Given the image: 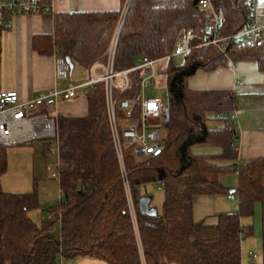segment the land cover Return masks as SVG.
Wrapping results in <instances>:
<instances>
[{
    "label": "trees",
    "instance_id": "16d2710c",
    "mask_svg": "<svg viewBox=\"0 0 264 264\" xmlns=\"http://www.w3.org/2000/svg\"><path fill=\"white\" fill-rule=\"evenodd\" d=\"M121 2L118 10L57 14L54 32L34 38V48L43 55L61 48L72 63L90 68L105 59L125 0ZM211 2L212 9L200 8L198 0L128 3L117 40L116 69L135 65L142 55L154 59L169 56L164 69L169 94L166 149L158 157L138 159L131 153L125 157L135 218L128 207L111 137L104 84L98 83L86 92V115L56 117L60 171L56 180L61 198L45 209L50 215L47 220L42 215L41 221L35 218L40 209L36 178L28 192H9L2 187L9 145L0 144V264H60V260L78 256L108 264H242V241L253 233V222L243 219L254 215L256 204L262 212L264 264V156L238 160L237 121L227 114L239 112V97L233 88L189 86V78L199 69L215 70L228 59L252 57L264 71V55L259 50L264 38L247 48L237 39L225 40L223 49L202 45L210 38L215 17L223 37L242 30L251 15L249 0ZM192 25L200 28L199 37L192 42L198 47L176 65L171 56L175 43ZM140 79V70L130 73L134 93L140 91ZM131 95L130 90L124 94ZM198 145L217 150L195 152ZM228 170L237 174L235 187L220 181ZM159 181L164 182L165 190L161 212L142 214L139 200L149 194L141 187ZM232 188L236 189L237 211L216 214L212 223L194 218L195 195H229Z\"/></svg>",
    "mask_w": 264,
    "mask_h": 264
},
{
    "label": "built area",
    "instance_id": "2783aa9c",
    "mask_svg": "<svg viewBox=\"0 0 264 264\" xmlns=\"http://www.w3.org/2000/svg\"><path fill=\"white\" fill-rule=\"evenodd\" d=\"M52 0H0V37L2 32L11 26L12 17L21 13H37L51 10ZM198 6L203 9H212L211 0H198ZM127 7L122 9L118 24L114 29L104 60L95 61L89 68V79L82 82L70 80L73 68L71 62L58 48L55 55V74L59 84L49 90H41L28 100H21L16 90H0V144L15 145L31 143L35 139L44 138L54 140L57 144L52 151L59 153L56 116L49 113L59 100L77 97L80 91L89 90L98 83L104 84V98L107 110L111 137L118 160L121 177L126 189L128 207L133 218L136 209L131 194L126 167V154L131 153L136 158L158 157L166 149L167 140L165 130L169 126L165 120L167 103L158 96H147L146 89L155 86L156 75L161 73L158 63L164 58L154 59L142 55L137 63L129 68L118 70L115 67L117 40L120 26L124 19ZM250 18L248 24L240 31L221 37L219 34V20L215 17V25L210 28L209 39L202 45H216L224 48L225 40L237 39L243 48L251 47L264 38V6L260 0H249ZM200 35L198 25H192L181 33L176 41L171 56L186 55L193 48L192 42ZM200 45V46H202ZM101 65L103 74H97L96 68ZM140 70V91L134 93L130 88V73ZM243 81L238 78L236 84ZM131 96H124L127 92ZM43 108L47 111H43ZM231 120L237 121L239 112L236 110L227 113ZM220 116L223 113H219ZM238 147V142L237 146ZM59 161L55 168L48 166L51 178H59ZM158 187L162 188L163 181ZM228 198L235 200L233 193ZM135 220V219H134ZM253 257L256 254L250 252ZM63 264V260H60Z\"/></svg>",
    "mask_w": 264,
    "mask_h": 264
},
{
    "label": "crops",
    "instance_id": "0c3cea01",
    "mask_svg": "<svg viewBox=\"0 0 264 264\" xmlns=\"http://www.w3.org/2000/svg\"><path fill=\"white\" fill-rule=\"evenodd\" d=\"M121 6V0H52L50 11L14 15L11 26L2 32L0 37V90H16L21 100H28L36 96L39 91L49 90L58 84L55 74V55L58 50L54 49L53 53L43 55L39 54L33 46L34 38L54 32L57 14L118 10ZM259 47L262 48L259 49L264 55V41ZM75 64L73 63V71ZM87 70L88 75L83 81L90 77L89 68ZM233 70L226 65L209 72L199 69L189 78V86L192 88H233L235 93L242 97L238 106L239 139L236 148L238 160L246 161L249 158L264 156V80L248 84L244 83L243 78L240 77L243 83L238 85L236 84L238 78ZM96 71L99 75L103 74V67L97 66ZM58 87H62V84ZM86 92L83 90L75 98L59 100L54 107L49 109V113L56 117L58 115H86L88 113ZM209 151L213 152V147L207 150ZM48 166L55 168L52 164H48L47 169ZM49 178H51L50 174ZM59 197L61 198V191ZM242 264H244L243 258Z\"/></svg>",
    "mask_w": 264,
    "mask_h": 264
},
{
    "label": "rangeland",
    "instance_id": "374dc122",
    "mask_svg": "<svg viewBox=\"0 0 264 264\" xmlns=\"http://www.w3.org/2000/svg\"><path fill=\"white\" fill-rule=\"evenodd\" d=\"M129 2L130 0H125L124 5H128ZM260 5L264 6V0H260ZM259 48L262 49L261 47ZM260 52L262 54L261 50ZM172 61L176 65H180L184 62V56H173ZM166 62V59H164L158 63V67L162 72L156 75L157 84L148 87L146 94L147 96H158L168 104L169 94L164 74ZM225 64L234 69L236 72L235 76L243 78L244 83L249 84L253 81L264 80V71L259 68L255 58H241L235 61L228 59ZM87 71L86 67L76 63L70 80L74 82L83 81L85 76L88 75ZM238 97L240 102V98L242 97ZM53 146L57 147L54 140L44 138L33 140L32 143L9 145L7 149L8 170L1 177L2 187L9 192L30 190L34 179H37L40 197V209L35 213L38 214V217H35L37 221H41V215L43 217L42 220L50 218L45 209L52 204L58 203L60 198L57 180L56 178H49L47 169L48 164L55 166L59 160L58 151L53 152L51 150ZM211 149L212 146L209 145L194 147L195 152H207V150ZM213 149L214 151L217 150L214 147ZM237 180V174L233 170L223 172L220 176V181L227 187H235ZM141 190L152 196L151 206H155L161 212L165 190L159 188L156 183H148L142 186ZM227 195L228 192L195 195L193 200L194 218L196 220L205 218L210 222H215L216 214L237 211L239 206L237 198L233 201L228 199ZM243 222H253V233L244 238L241 244L243 262L244 264H262V212L260 204L255 205L254 215L252 217H245ZM249 252L256 254V256L253 257ZM63 264H108V262L91 256H78L71 260L63 259Z\"/></svg>",
    "mask_w": 264,
    "mask_h": 264
},
{
    "label": "water",
    "instance_id": "95a60500",
    "mask_svg": "<svg viewBox=\"0 0 264 264\" xmlns=\"http://www.w3.org/2000/svg\"><path fill=\"white\" fill-rule=\"evenodd\" d=\"M68 61L71 62V60L68 58ZM71 66L73 68V63L71 62ZM169 116V111L166 109L165 111V120L168 119ZM233 145V143H231ZM232 193L236 192V189H231L230 190ZM151 202V196L150 195H145L142 196L139 200V210L142 214H147V215H156L157 214V209L153 206H150Z\"/></svg>",
    "mask_w": 264,
    "mask_h": 264
},
{
    "label": "bare ground",
    "instance_id": "6f19581e",
    "mask_svg": "<svg viewBox=\"0 0 264 264\" xmlns=\"http://www.w3.org/2000/svg\"><path fill=\"white\" fill-rule=\"evenodd\" d=\"M128 5H126V7H127ZM123 7H125V5L123 6Z\"/></svg>",
    "mask_w": 264,
    "mask_h": 264
},
{
    "label": "clouds",
    "instance_id": "9594fccd",
    "mask_svg": "<svg viewBox=\"0 0 264 264\" xmlns=\"http://www.w3.org/2000/svg\"><path fill=\"white\" fill-rule=\"evenodd\" d=\"M151 206V205H150Z\"/></svg>",
    "mask_w": 264,
    "mask_h": 264
}]
</instances>
